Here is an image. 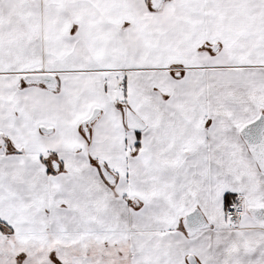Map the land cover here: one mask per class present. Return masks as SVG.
<instances>
[{
    "label": "snow or ice",
    "instance_id": "6c2138e0",
    "mask_svg": "<svg viewBox=\"0 0 264 264\" xmlns=\"http://www.w3.org/2000/svg\"><path fill=\"white\" fill-rule=\"evenodd\" d=\"M0 264H264V0H0Z\"/></svg>",
    "mask_w": 264,
    "mask_h": 264
}]
</instances>
